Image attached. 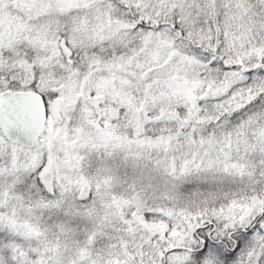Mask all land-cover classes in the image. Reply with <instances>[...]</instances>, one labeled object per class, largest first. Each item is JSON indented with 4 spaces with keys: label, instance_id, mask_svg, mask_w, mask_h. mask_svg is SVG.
Wrapping results in <instances>:
<instances>
[{
    "label": "snow or ice",
    "instance_id": "obj_1",
    "mask_svg": "<svg viewBox=\"0 0 264 264\" xmlns=\"http://www.w3.org/2000/svg\"><path fill=\"white\" fill-rule=\"evenodd\" d=\"M0 264H264V0H0Z\"/></svg>",
    "mask_w": 264,
    "mask_h": 264
}]
</instances>
